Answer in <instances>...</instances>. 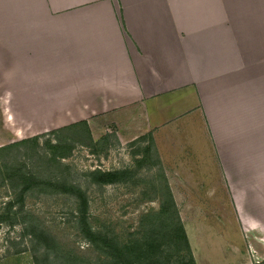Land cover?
I'll list each match as a JSON object with an SVG mask.
<instances>
[{"label":"crops","instance_id":"crops-1","mask_svg":"<svg viewBox=\"0 0 264 264\" xmlns=\"http://www.w3.org/2000/svg\"><path fill=\"white\" fill-rule=\"evenodd\" d=\"M0 94L149 138L166 185H224L233 227L199 213L195 238L264 260V0H0Z\"/></svg>","mask_w":264,"mask_h":264},{"label":"rangeland","instance_id":"rangeland-1","mask_svg":"<svg viewBox=\"0 0 264 264\" xmlns=\"http://www.w3.org/2000/svg\"><path fill=\"white\" fill-rule=\"evenodd\" d=\"M34 113L0 94V264H192L198 247L230 264L215 231L194 234L199 213L219 234L233 227L224 185H166L149 138L93 136L65 104Z\"/></svg>","mask_w":264,"mask_h":264},{"label":"trees","instance_id":"trees-1","mask_svg":"<svg viewBox=\"0 0 264 264\" xmlns=\"http://www.w3.org/2000/svg\"><path fill=\"white\" fill-rule=\"evenodd\" d=\"M86 231L89 232L88 230ZM89 234L91 235L90 232ZM177 237L181 238L185 246L190 249L189 239H188V236L186 234L183 224L179 225V229L177 231ZM94 238H95V235H91V239L94 240ZM192 258H193L192 264H196L193 256Z\"/></svg>","mask_w":264,"mask_h":264}]
</instances>
